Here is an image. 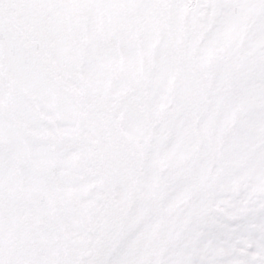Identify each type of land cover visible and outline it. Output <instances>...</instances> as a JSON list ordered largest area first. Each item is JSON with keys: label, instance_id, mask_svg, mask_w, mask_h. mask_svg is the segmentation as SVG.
Returning <instances> with one entry per match:
<instances>
[{"label": "snow or ice", "instance_id": "1", "mask_svg": "<svg viewBox=\"0 0 264 264\" xmlns=\"http://www.w3.org/2000/svg\"><path fill=\"white\" fill-rule=\"evenodd\" d=\"M0 264H264V0H0Z\"/></svg>", "mask_w": 264, "mask_h": 264}]
</instances>
